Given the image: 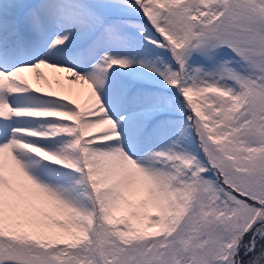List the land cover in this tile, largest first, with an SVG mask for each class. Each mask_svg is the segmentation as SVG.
I'll return each instance as SVG.
<instances>
[{"label": "snow or ice", "instance_id": "obj_1", "mask_svg": "<svg viewBox=\"0 0 264 264\" xmlns=\"http://www.w3.org/2000/svg\"><path fill=\"white\" fill-rule=\"evenodd\" d=\"M0 264H264V0H0Z\"/></svg>", "mask_w": 264, "mask_h": 264}]
</instances>
